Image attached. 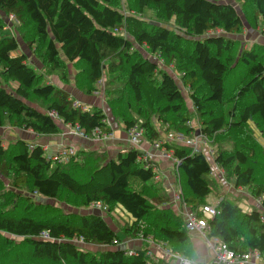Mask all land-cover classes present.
Returning a JSON list of instances; mask_svg holds the SVG:
<instances>
[{"label":"trees","instance_id":"trees-1","mask_svg":"<svg viewBox=\"0 0 264 264\" xmlns=\"http://www.w3.org/2000/svg\"><path fill=\"white\" fill-rule=\"evenodd\" d=\"M234 1L129 0L126 13L121 0H0V11L21 22L24 42L63 82L71 83L72 66L75 87L93 95L106 78L113 118L128 130L142 126L152 143L163 139L162 126L188 136L196 132L180 76L202 120L201 133L210 142L228 141L233 147L224 152L218 147L212 160L202 149L163 144L181 160L176 166L181 203L201 218V207L210 203L214 190L211 160L235 178L236 187L249 188L264 210V152L250 126L255 122L264 137V44L239 53L241 41L229 36L247 27L264 31V0L239 2L245 20ZM148 9L155 20L143 17ZM5 26L0 15V30ZM217 29L224 34H208ZM20 48L17 36L0 34V127L37 135L60 133L62 124L78 125L88 135L96 128L112 131L102 107L87 109L67 89L44 82ZM231 76L237 77L233 85ZM143 154L137 147L115 157L80 149L60 162L48 158L42 145L18 138L4 146L0 137V264H175L168 257L162 258L166 263L156 261L147 248L131 254L116 242L137 235H153L172 252L196 260L186 218L168 205L171 196L156 179L157 164ZM34 196L76 210L66 212ZM95 202L106 215L123 207L133 217L123 235L105 213L92 208ZM217 206L220 213L209 220L207 236L239 253L264 254L263 211L245 210L227 196ZM44 230H50L51 239L39 237Z\"/></svg>","mask_w":264,"mask_h":264},{"label":"rangeland","instance_id":"rangeland-1","mask_svg":"<svg viewBox=\"0 0 264 264\" xmlns=\"http://www.w3.org/2000/svg\"><path fill=\"white\" fill-rule=\"evenodd\" d=\"M242 2V0H235L234 3L236 4L239 12L241 13L243 19L245 20V15L242 13V11L240 10V3ZM121 4H122V8L126 11V13L129 12V0H121ZM133 13V12H132ZM0 15L3 16L6 20V26L4 27V29L0 30V34L3 35V34H10V35H15L17 36V38L19 39L20 41V44H21V48H20V52L21 51H24L27 55H28V58H29V62L31 64H33L35 66V68L41 72L44 76V82H54L56 84L58 83H61V81H63L62 79H60L61 77H59L58 74L54 73V74H51L49 73L48 70H46L41 62V60L34 54L32 48H30L27 43L24 42V39L22 37V34L20 33V30H19V26L21 25V22L13 15V14H6L5 12L3 11H0ZM144 18L152 21V20H155L156 19V16H155V12L153 10H146L145 13H144ZM261 26H259L258 28H251V27H247L245 30H248L247 32L244 30L243 32L241 33H238V34H234V35H229L230 38H237L241 41V48L239 49V53L240 51L242 50V48H251L253 46V44H256V43H259L257 41H251L249 42L250 38H251V35H248L250 32L251 34L253 33H256L259 29H260ZM208 34H224V32H222V30H210L208 32ZM207 34V35H208ZM227 35V34H226ZM36 46V44L34 45ZM140 48V47H139ZM34 49V47H33ZM141 49V48H140ZM142 52L153 58L155 55H152L148 52V50H145V49H141ZM156 58V57H155ZM158 59V58H157ZM159 62H161L160 59H158ZM242 66V65H241ZM172 72L175 74H179V72L174 68V65H171L170 66ZM71 70H70V76L72 78L71 80V83H66V84H73L75 85L74 83V79L73 77L75 76L73 73L75 72V68L70 66ZM59 78V79H57ZM237 80V77L235 76H231L229 78V82L230 84H235ZM105 84L100 87V84H99V90L95 93L97 94L99 97H103L105 96V87H106V78H105ZM179 85L181 86V89L185 95V98L187 100V103L188 105L191 107V110L193 112V119H192V122H191V125L195 128V133L197 134H202L201 133V122L202 120L199 119V116L196 114V112L193 110L194 107H193V103L191 102L190 100V97H189V91L188 89L183 86V84L181 83L180 81V76L179 78L177 79ZM58 82V83H57ZM14 87L16 86L15 83L12 84ZM93 94V95H95ZM106 98V97H105ZM83 106L86 108L87 106L82 103ZM106 104H107V101H106ZM105 104V107L107 109V112L109 113L110 112V109H109V106L107 104L106 106ZM112 116V115H111ZM111 119H113V125L111 123V127L114 126L116 127L117 124L116 123H120V122H117L115 120V118H113V116L111 117ZM140 126V125H139ZM250 126L252 127V130H253V133H255V136H256V139L258 140L259 144L262 146V148L260 149L261 151L264 152V137L261 136V133H260V130L256 127V123L255 122H251L250 123ZM70 129V128H69ZM162 131H163V139L162 140H166V135L169 133V132H176L174 129H167V126H162ZM30 135L29 133L25 132L24 129L22 128H18V127H13V126H4V127H0V137H1V141L3 143L4 146H7L8 143L10 141H13V140H16L20 137H22L23 135ZM194 135V134H193ZM193 135H189V136H193ZM203 135V134H202ZM32 136V135H31ZM207 138V137H206ZM95 139V138H94ZM36 140V138H35ZM98 140V139H96ZM207 142L204 144H201L200 148L199 149H202L204 151H207V153H209V155L211 156L212 160H214V154H215V150H218V147H219V152H224V151H228L230 150L232 147L231 143L228 142V141H225V142H219L218 141V144L215 142V140H213L212 142H210V139L207 138ZM99 141H102V142H106L105 139L103 140H99ZM31 143V141H29ZM32 144V143H31ZM105 144V143H104ZM71 147H75V146H71ZM46 151V150H45ZM46 154L47 156L49 155L46 151ZM261 156V155H260ZM260 159H262V156L259 157ZM211 160L213 166L217 169V166H215L214 162ZM222 168V167H220ZM219 172V170H218ZM175 180L178 181V177H177V174L175 173ZM217 176V179H212V176H211V179L214 181H212V186L214 188L213 192L211 193V195L208 197L209 200L211 202H213L212 204H215L217 205L218 204V199H220L222 196H227L228 198H231L235 201H237L238 203H242V204H245L243 202H246L244 200H247V195H248V192L250 193L251 190L249 188H244L243 190L240 189V188H237L235 187V178L232 176V175H229L227 172H225V170L222 168L220 170V172L218 173ZM156 179L158 181H162V185H163V188H165L168 184H169V181L171 179V177H167V179H163V175L162 173L157 175ZM210 179V180H211ZM138 187V186H137ZM233 192H236V195H233ZM35 197V196H34ZM175 200L177 201V198L176 196L174 197ZM36 199V197H35ZM37 201H40V202H43V203H46V204H53L55 206H61L63 209L66 210V212H70V211H74L76 210L73 205H70V204H67V203H60L58 200H55V199H51V198H43V197H37L36 199ZM81 209H79L80 211ZM91 210H95V209H90V208H85L83 209V212H88V211H91ZM100 210V212H103L105 213V211H103L102 209H98ZM106 215V213H105ZM108 215H112V216H108ZM106 215V218H107V221L109 222V224L117 231L119 232L120 235H123V232H122V229L125 225H130L132 224L133 222V217L129 216L123 209L119 208L118 210H115L113 213H110ZM190 233L193 234V231L190 230ZM195 235V234H193ZM15 239H20V238H17L16 236H13ZM125 243H127L126 245L123 244V246H125V248H127L128 251H135L136 249L138 248H143V249H148V246L149 244H151V246H153V244H156V241L157 239L155 238V236L153 235H149L148 237H144L143 235H137V236H128V237H125L124 239ZM143 241V242H141ZM122 244L118 245V246H121ZM147 246V247H146ZM155 246V245H154ZM105 247H98L97 249L94 247V250H98V249H104ZM152 255L154 256L153 258L160 262L161 260L166 263V261L164 259H162L163 257L166 258V255L164 253L163 250H160V251H153ZM160 260V261H159ZM171 262H173L174 260H170Z\"/></svg>","mask_w":264,"mask_h":264},{"label":"crops","instance_id":"crops-1","mask_svg":"<svg viewBox=\"0 0 264 264\" xmlns=\"http://www.w3.org/2000/svg\"><path fill=\"white\" fill-rule=\"evenodd\" d=\"M245 31L247 32L248 30H245ZM248 35H251L249 42L257 41L259 43L264 44V31L262 27H260V29L256 33L251 34L250 32ZM58 85H60L61 87L71 92V94L78 101H80L81 103H84L87 106L86 107L87 109H94L95 107H102L107 112V109L105 107V104H106L105 96L99 97L97 94L87 95L83 93L82 91H80L79 89H77L75 85L66 84L63 81H61V83H58ZM107 114L109 117V121L113 125V119H111L112 117L111 113L107 112ZM116 124H117L116 127L112 126L113 137L105 140L106 142L96 140L92 137L84 138V137L72 134L70 133V130H69L70 126L64 125V124H62V131L54 135H37L32 130L24 129V131L29 133L30 135L25 134L20 138H24L28 141H31L32 145H36V144L42 145L49 155L57 154L65 146L73 145L75 146L77 151L80 149H91V150L96 149V150H101V151H107L111 157H115L119 152H125L127 149H130L133 147L130 142L128 129L125 127L123 123H116ZM154 144L155 143L150 142L144 137L139 148L145 153L152 156V161H154L157 164L158 174L159 172L160 174L162 173L164 180L167 179V177H171L169 184L166 186L171 196L170 202L168 203V205L172 206L178 214H181L183 217L186 218L184 214L185 207L183 206L181 202H179L178 200L176 201L174 198L175 193H176L175 191H177V188H178V183L175 180L176 167L172 159L169 156L163 155L162 150L157 149L154 146ZM214 164L215 166H217V169L220 172L222 168H220V166L216 163V161H214ZM218 170H216V168L213 166V178L214 179H217L216 175H218L219 173ZM237 188H240L243 190L246 187H237ZM233 195H236V192H233ZM247 197H248L247 200H244L246 202H243L245 204L239 203L240 206L243 207L245 210L260 209L263 211V215H264V210L262 208L260 199L254 197L251 192L250 193L248 192ZM210 203H213V202L210 201ZM119 208L123 209L130 216V214L123 207H118L116 208V210H118ZM192 231H193V234H195L193 235L190 233L192 237L193 245L197 252L196 261L201 264H210L213 258V251L209 247L206 241V238L199 231L197 230H192ZM91 246L96 247L94 245H91ZM167 249L169 248L166 244L162 242H158V241H156V244H153V246H151V244H149L148 246V250L152 253L153 251H160V250L165 251ZM235 264H262V263L253 261L250 263H235Z\"/></svg>","mask_w":264,"mask_h":264},{"label":"built area","instance_id":"built-area-1","mask_svg":"<svg viewBox=\"0 0 264 264\" xmlns=\"http://www.w3.org/2000/svg\"><path fill=\"white\" fill-rule=\"evenodd\" d=\"M117 31H120L116 29ZM100 87H102L105 84L104 79L99 81ZM75 105H80V103L77 101ZM109 126L111 127V122L107 120ZM70 133L81 136V137H92L98 140H107L113 137V131L107 132L103 131L99 128H96L93 130L91 135H88L80 126H70ZM128 134L130 137V142L133 147L139 148L141 145V142L143 141L145 135H144V129L142 126H135L128 130ZM174 142V143H180V144H186L188 146H191L194 151H198L201 144H205L208 140L206 136L202 134L195 133L193 136H188L182 132H169L166 135V140H159L155 142L154 146L157 149L162 150V154L165 156H169L175 167L178 166L181 162V160L173 155L172 150H167L163 147V144L165 142ZM143 159L144 160H150L152 161V156L145 153L143 151ZM77 154V149L75 147L71 146H65L61 151H59L57 154L48 155V158L56 160V161H68L71 156H74ZM175 196L179 202H181V189L180 187L177 188V191H175ZM184 214L186 216V224L187 227L190 230H197L199 231L205 238L206 241L213 251V258L210 264H235V263H250V262H258L264 264V254L259 252L258 250H249L247 252H236L229 248V246L222 242L217 237H208V229H209V220L213 219L215 216H217L220 213V210L217 205H214L212 203L204 204L201 207V211L203 216L201 218L198 217L197 213L194 212L191 208H188L185 206ZM92 208H104L103 205L100 202H95L92 204ZM264 218V216H263ZM41 239L48 240L51 239L50 230H44L40 236ZM117 244H125L116 241ZM134 251H129V253H133ZM166 257L170 258L171 260H174L173 263L175 264H201L197 262L196 260H192L188 257H185L179 253L172 252L170 249H167L164 251Z\"/></svg>","mask_w":264,"mask_h":264}]
</instances>
